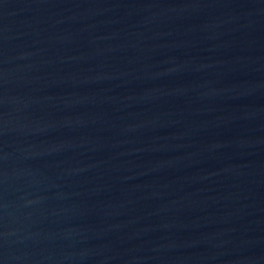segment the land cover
<instances>
[{"label": "water", "instance_id": "95a60500", "mask_svg": "<svg viewBox=\"0 0 264 264\" xmlns=\"http://www.w3.org/2000/svg\"><path fill=\"white\" fill-rule=\"evenodd\" d=\"M0 264H264V0H0Z\"/></svg>", "mask_w": 264, "mask_h": 264}]
</instances>
